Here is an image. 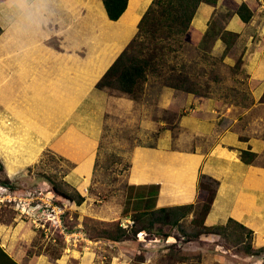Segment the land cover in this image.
Returning <instances> with one entry per match:
<instances>
[{"label": "crops", "instance_id": "1", "mask_svg": "<svg viewBox=\"0 0 264 264\" xmlns=\"http://www.w3.org/2000/svg\"><path fill=\"white\" fill-rule=\"evenodd\" d=\"M43 1L28 0L25 4H18L15 0H0V156L6 162L3 161L8 174L18 175L21 172L15 170L33 163L38 156L37 151H42L57 136L52 151L76 160L75 171L80 178L74 186L83 190L85 182L94 174L96 146L98 136L102 135L103 120L99 111L91 108L93 111L87 112L81 104L88 92H94V95L106 96L111 109H115L113 111H124L120 103L128 99L108 96L107 92L98 90L96 84L104 69L134 38L146 7L142 9L138 0H129L124 14L117 21H111L102 0ZM151 1L148 0L147 7ZM94 7L100 10L99 24L91 12ZM83 8L87 10L86 19L94 26L93 29L82 28L83 23L79 19L84 14ZM199 11L192 24L204 33L208 28V19L205 18L209 12ZM258 16L249 23L240 18L242 24L227 27L239 34L242 65L251 84L249 93L253 102L250 107L232 106L243 109L244 114L230 116L231 106L219 112L213 98L194 97L187 92L178 105L174 95L180 90L167 86L164 89L173 92V96L166 103L162 90L153 98L151 93H155L154 89L148 96L146 90L142 101L129 100L130 108L137 107V113L143 108V130L147 123L152 128L159 125L165 129L155 147L143 143L132 150L129 185H135L139 195L158 190L156 207L182 205L196 202L200 175L211 176L219 181V185L205 224H224L233 217L255 231L254 242L260 238L264 241V176L259 174L264 173V168L258 166V161L264 156V139L255 134L257 127L262 125L258 122L257 127L253 125L254 112L264 110V22ZM37 22L43 25V32L34 36ZM128 28L129 32L125 31ZM45 36L54 40L64 39L69 46L60 45L55 49L37 40ZM232 59L230 56L226 58L227 62H232ZM44 98L52 102L57 113L61 112V117L66 114V108L75 112L80 108L77 116L82 113L80 117L84 123L79 120L75 133L59 131V137L58 127L63 125H59L56 119L60 115L56 116L55 110L45 106ZM150 101L153 108L146 110ZM158 109L165 111L168 119L154 118L157 120L154 122L153 118H146L149 112ZM246 116H250L249 124L242 126ZM172 119L175 120L173 125L178 124L180 130L177 139L168 128ZM54 124L57 125L52 126ZM50 128L56 131L49 132ZM175 140L180 142L175 143ZM189 143L192 144L190 147ZM177 144L187 146L183 149ZM65 145L70 146L65 149ZM20 149L18 157L14 151ZM242 150L257 153L251 164L241 159ZM11 155L17 160L13 168H9ZM69 236L76 237V242L72 243ZM44 240L39 229L24 220H15L11 224L0 222V246L20 264H98L93 257L94 242L87 239L84 232L68 234L61 256L54 260L50 259L45 247L42 249ZM199 240H205L210 246V249H198L196 255L202 259L177 264H241L232 258L246 262L242 264H262L258 262L264 260L260 256L253 260L251 256H241L233 251L234 248L221 244L217 235L204 234ZM142 264H149V261Z\"/></svg>", "mask_w": 264, "mask_h": 264}, {"label": "rangeland", "instance_id": "2", "mask_svg": "<svg viewBox=\"0 0 264 264\" xmlns=\"http://www.w3.org/2000/svg\"><path fill=\"white\" fill-rule=\"evenodd\" d=\"M138 1L141 2L142 9L145 7V10L148 9V0ZM244 1H246L248 5L253 9L254 15L252 20H256L254 19V17L259 15L261 16V18L258 16L260 20L264 22V0H217L216 4H213L212 2H203L199 8V13H203L204 11L209 12V14L205 18V20L208 19V22H206L207 27H209L211 21L214 19V21H216L217 23V26L220 28H227L228 26H232L234 28L242 22L240 20V17L235 14V9ZM44 2H46V0H44L43 3ZM91 8L92 7H90V9ZM83 9H85L82 12L84 14L80 16L79 19V21L83 23L82 28L84 29L87 27L88 30L90 28L93 29L94 26L90 23L89 20V22H87L86 19L87 10L86 8ZM211 11L212 13L210 14ZM91 12L96 17L99 24L98 17H100V10L97 7H94ZM128 30H130V28L125 29V31L129 32ZM136 31L138 32V25ZM202 33L203 32H200L193 27L187 37V44H189L188 46H190V48L191 46L194 47L200 45L202 39H199ZM48 35L49 33H46V36ZM46 36L44 38L38 37L37 40L42 41L44 44L47 43L50 47L55 49H59L60 45L64 47H66V45L69 46V44L65 42L64 39L54 40L53 38H46ZM238 38L236 39L232 48L228 51V55L224 57L223 53L226 49V43H224L220 39H217L215 41L210 40V43L207 45V47H209L204 50L205 53L209 54L212 57L210 62L204 57L203 54L200 55V59L202 60L200 61V64H203L205 67H207V69L212 70L213 73L212 74L206 72L205 76L210 77V74H212L211 76L215 77V79L218 80H214V82L212 80L210 81L211 89L209 92L212 93L210 98H213V101L217 104L219 112H222L223 108H226L227 106H236L234 105L236 102L233 101L234 97L232 95V91L234 89H240L249 94L251 88V84L249 83V75L242 65L243 60L240 56L241 49ZM177 53L180 55V57L178 58L175 57L176 53H170L168 55L167 59L169 64H175L177 66V63L180 62V60H183L185 62H192V59L196 57L195 50L187 49L186 47L179 49ZM227 56L233 58L232 62H227ZM234 61H236L235 64L231 65L230 63H233ZM111 65L112 64L104 69V73L102 74V76L106 73ZM162 71L164 75L169 73V69L167 67H163ZM253 85L254 83H252V86ZM164 87H166L164 85V76H159V74L157 73H155V75L152 74L150 80L146 84L145 93L146 90H148L146 96H148V94L151 93V90L154 89L155 93H151L154 98L155 94L162 90V97L165 99L164 102L166 103L169 101V99L172 98L173 92L167 91L166 89H164ZM103 91L107 92L105 94L108 96H120L125 97V99L128 100H123L120 103L124 107L123 112L113 111L115 109H111V105L109 104V101H107L106 96L94 95V92H88L81 104V106L83 105L82 107L87 112H90V110L93 111L92 109L99 111L103 120L102 135L98 136L99 140L96 146L97 159L95 162L96 166L94 168V174L92 175L90 180L88 179V182H85L84 189L79 190L81 194L85 196V201L81 205H78L76 202L65 200L62 197L58 196L53 190L51 181L48 179V176H52L55 180L58 181L64 179L72 186H74L75 182H79L80 178V176L75 171L77 165L76 160L67 158L64 155H58L52 151V144H55L53 141L57 138V136L51 140V144L45 145L42 151H37L38 156L36 160L33 161V163L26 165L21 170L19 167L21 165H19V168L15 170L21 172L18 175L10 176L8 174L6 166L4 165L6 162L4 161L3 157L0 156L1 163L3 164V167H1L0 163V222L11 224L15 222V220L20 219L27 222L28 225L30 224V226H32L36 230L39 229V235L42 234L43 238L45 239L42 245V249L45 247V250L47 251L49 249L51 253H54V249L57 252L59 249L63 252V248H65V245L68 241V234L74 231H80L84 232L86 235L84 229L85 221H88L87 227L90 229L94 227V221H119L121 226L130 230V227L134 224V221L131 217L126 215L124 209L127 203V195L129 194V192L131 193V190L128 189L130 181V170L128 164L131 163L132 150L137 144L147 143L150 145H157L160 134H162L163 130H165L159 125L156 128L154 126L152 128V125L150 123L145 124L143 130V128L141 127V120L143 119V108L140 113H137L135 111L137 110V107L132 106V109L130 108L131 103L129 100L133 99L119 92L110 91L109 89ZM185 93L186 91L183 92V90H180L174 95L178 105H181V100L185 97ZM196 96L197 95H194V97ZM236 100L237 103L238 101L241 102L240 98ZM43 102L46 107L55 110L56 116L60 115L57 116L56 119V121L59 122V125H63L62 128L58 127L59 137L61 136L59 135V131L60 133L66 132L65 134H67L69 131L74 132L75 127L79 125V120L84 123L83 117H80L82 113L77 116L80 108H78L76 112L74 111V109L68 110L66 108V114L61 117V112L57 113V110L55 107H53L51 101H46V98H44ZM152 104V101L147 102L148 106L146 110H151L153 108L151 106ZM240 114H244L243 109L237 107L231 108L230 116H238ZM254 114L256 116L255 119H253V125L257 127V122L262 125L261 128L257 127L259 133L257 132L255 134L260 135L264 139V110L254 112ZM104 115L105 118H103ZM261 115L262 119L260 118ZM146 118H153L154 122H157V120L155 119H168L165 111L163 112L159 109L149 112V115ZM249 120L250 116H246L245 119H243V121L241 122L242 126H246L247 123L249 124ZM169 122L171 123V125L168 128H171L170 131L173 134L172 136L177 139L180 134L179 126L178 124L173 125L175 122L174 119L170 120ZM55 125L57 124H54L52 126ZM35 129L34 131H36ZM49 130V132H52L54 130L56 131L55 128H50ZM83 139L85 138L83 137ZM178 141L180 142V140ZM178 141L175 140V143ZM190 145L192 144L189 143L188 147H190ZM69 146L70 145H65L64 148L68 149ZM177 146H182L183 149H185L187 145L177 144ZM14 152L16 154L18 153V157L21 155V149L20 151L15 150ZM111 156L113 157L114 161L110 165L108 164V166L105 167L103 164H101L103 160ZM13 157L14 156L11 155V159H9L11 163L7 161V164H11L9 168H13V165H16L17 160H15V158ZM3 161L5 163H3ZM258 163L259 167L264 168V156L258 161ZM259 170L261 171L262 169ZM259 174L264 176V173ZM5 180L9 182L5 183ZM207 181L208 180L205 178H199L198 197L196 202L194 203L195 205H197L195 213L198 219L201 211L200 205L209 201L211 193L214 190L216 192V189L219 185H210V182ZM204 183H206L207 185L206 189V185H204ZM39 188H48L55 192V199L53 200L54 202L52 205L54 206L55 204L56 209L52 210L53 212H50L49 215L46 216L42 215L40 211H35L34 216H27L26 214H24V211L20 210V208L16 206L13 201H9L7 198L10 197L14 199L16 197L17 199H19L24 197L27 191ZM139 207L140 209H143L144 207L146 209V202H143V204L139 205L138 208ZM190 216H193V213ZM128 220L133 221V223L131 224L127 222ZM129 232L132 233V231ZM167 233L171 235L166 236ZM69 238L72 240V243L76 242L77 240L75 239L76 237L71 238L69 236ZM86 238L90 239V236L86 235ZM91 241L95 243V245L94 243L92 245L94 250L93 253H95L93 254V257L98 264H142V262L146 263L148 261L149 264H153L155 262H157V264H175L178 262H186L189 260L196 261L198 259H202L200 255H196V253H198V249L202 247H210L207 242H205V240L187 239V237L181 234L176 227L174 228L169 225H156L155 227H151V229L143 230L141 233H139V235L133 236V238L131 239L124 240L118 243L103 240ZM220 241V243L224 244L225 247L234 248L233 251L240 253V251L236 249V247L232 246L229 243H225L223 239H220ZM253 244L256 245V247H260L261 245H264V241L262 238L255 239V242L253 241ZM240 254L241 256L244 255V253L242 252ZM254 258L255 256H251L252 260ZM232 259H236V261L238 263L241 262V264L246 263L243 262L240 258ZM258 263L263 264L264 260Z\"/></svg>", "mask_w": 264, "mask_h": 264}, {"label": "trees", "instance_id": "3", "mask_svg": "<svg viewBox=\"0 0 264 264\" xmlns=\"http://www.w3.org/2000/svg\"><path fill=\"white\" fill-rule=\"evenodd\" d=\"M102 1L108 18L111 21H117L124 14L129 4V0ZM203 2L216 4L217 0H153L138 23L136 36L112 63L96 87L101 90L109 89L110 91L119 92L138 102L144 98L146 84L150 80L151 75L157 73L159 76H164V85L167 87L183 90L197 96L211 97L212 93L209 92L211 89L210 81L214 82V80H218L211 76L213 74L212 70L200 64V61H202L200 55L203 54L210 62L212 57L205 53L204 50L209 47L207 45L210 43V40L215 41L217 39L226 43L223 57L228 55V51L232 48L239 34L226 27H218L216 21L213 19L207 30L200 35L199 40L202 39L200 45L191 46L190 48L189 44H187V37L193 29V19ZM235 14L244 23H249L254 15L253 9L246 1L237 6ZM1 31L0 29V33ZM185 47L195 50L196 57L192 59V62L180 60L177 66L169 64L168 55L176 53L175 57L178 58L180 57L177 53L178 50ZM163 67L169 69L168 74L164 75L162 71ZM206 72L212 73L210 77L205 76ZM232 95L234 97L233 101L236 102L235 104H241L248 108L253 102L250 93L247 94L240 89H234ZM238 98L241 99V102L238 101L237 103L236 99ZM262 101H264V94ZM240 155L245 163L251 164L256 158L257 153L251 150H242ZM113 161V157L111 156L103 160L101 164L107 167ZM128 166L130 170L132 163H129ZM1 167H3L2 163ZM200 176V178L207 179L210 185L219 184L218 180L210 176ZM48 179L53 185V190L63 199L76 202L78 205H81L85 201V196L81 194L79 189L72 186L66 180L62 179L58 181L52 176H48ZM4 182L9 181L5 180ZM206 187L207 185L205 189ZM128 189L131 190V193L129 192L127 195L124 211L134 221L130 230L121 226L119 221H94V227L90 229L87 227L88 221H85L84 229L86 235H89L91 240L118 243L131 239L133 236L139 235L143 230L151 229V227H155L156 225H169L174 228L176 227L189 240L200 239L204 234L217 235L225 243L236 247L245 256L264 257V245L255 247L253 244L254 230L237 219L230 217L224 225L208 226L205 224L206 217L211 210L212 202L216 196L215 190L211 193L209 201L200 205L201 211L198 219L195 213L197 205L194 203L156 207L155 202L158 190L139 195L135 185H128ZM143 202H146V205L149 203L146 209L145 207L143 209L138 208ZM192 213L193 216H190ZM129 231H132V233ZM169 235L171 234H166V236ZM46 252L50 255L51 260L58 258L62 254L60 249L58 252L54 249V253H51L49 249ZM0 264L20 263L0 246Z\"/></svg>", "mask_w": 264, "mask_h": 264}, {"label": "built area", "instance_id": "4", "mask_svg": "<svg viewBox=\"0 0 264 264\" xmlns=\"http://www.w3.org/2000/svg\"><path fill=\"white\" fill-rule=\"evenodd\" d=\"M7 198L9 201H13L27 216H34L35 211H40L42 215L46 216L49 215L50 212L52 213V210L56 209L55 204L54 206L52 205L54 202L53 200L55 199V192L48 188L29 190L24 197L19 199L16 197L14 199L10 197ZM127 222L131 224L133 223L131 220H128Z\"/></svg>", "mask_w": 264, "mask_h": 264}, {"label": "clouds", "instance_id": "5", "mask_svg": "<svg viewBox=\"0 0 264 264\" xmlns=\"http://www.w3.org/2000/svg\"><path fill=\"white\" fill-rule=\"evenodd\" d=\"M15 2L18 4H25L28 2V0H15ZM36 29L37 30H36L34 36H38L43 32V25L40 22H37Z\"/></svg>", "mask_w": 264, "mask_h": 264}, {"label": "water", "instance_id": "6", "mask_svg": "<svg viewBox=\"0 0 264 264\" xmlns=\"http://www.w3.org/2000/svg\"><path fill=\"white\" fill-rule=\"evenodd\" d=\"M9 186H11V185H9Z\"/></svg>", "mask_w": 264, "mask_h": 264}]
</instances>
